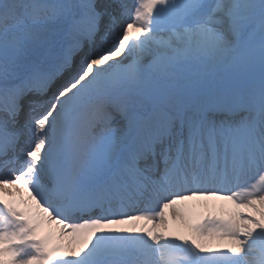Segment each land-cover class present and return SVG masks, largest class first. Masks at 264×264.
<instances>
[{
    "label": "snow or ice",
    "instance_id": "6c2138e0",
    "mask_svg": "<svg viewBox=\"0 0 264 264\" xmlns=\"http://www.w3.org/2000/svg\"><path fill=\"white\" fill-rule=\"evenodd\" d=\"M0 264H264V0H0Z\"/></svg>",
    "mask_w": 264,
    "mask_h": 264
},
{
    "label": "bare ground",
    "instance_id": "6f19581e",
    "mask_svg": "<svg viewBox=\"0 0 264 264\" xmlns=\"http://www.w3.org/2000/svg\"><path fill=\"white\" fill-rule=\"evenodd\" d=\"M134 0H129V3H133ZM204 200H210L211 202H214L216 205H218L219 207H228L230 210H232V205L228 204L225 201L222 200H217V199H200L199 201L196 199H190V200H186V201H181L179 202L175 208L179 211V212H183L185 214V218L189 223L195 222L196 220H198V215L197 217L194 215V211L197 208L193 207L191 205V202H198V203H202ZM195 206V205H194ZM167 212V218L169 220V224L172 228V231L174 234H187V228L184 222H182L179 218V216H177V222L180 223V227L178 226V223L176 222V219L173 218L172 212L171 210H166ZM200 217V216H199ZM182 227V228H181Z\"/></svg>",
    "mask_w": 264,
    "mask_h": 264
},
{
    "label": "rangeland",
    "instance_id": "374dc122",
    "mask_svg": "<svg viewBox=\"0 0 264 264\" xmlns=\"http://www.w3.org/2000/svg\"><path fill=\"white\" fill-rule=\"evenodd\" d=\"M197 210L201 211L205 216L224 215L227 212L231 211L228 207H219L218 205L214 204V202H203L198 206ZM53 226L55 227V225Z\"/></svg>",
    "mask_w": 264,
    "mask_h": 264
}]
</instances>
